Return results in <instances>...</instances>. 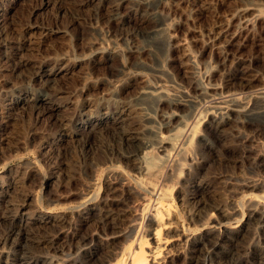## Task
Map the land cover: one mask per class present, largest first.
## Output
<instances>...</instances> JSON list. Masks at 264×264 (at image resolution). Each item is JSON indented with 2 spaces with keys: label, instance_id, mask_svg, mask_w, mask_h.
<instances>
[{
  "label": "bare ground",
  "instance_id": "bare-ground-1",
  "mask_svg": "<svg viewBox=\"0 0 264 264\" xmlns=\"http://www.w3.org/2000/svg\"><path fill=\"white\" fill-rule=\"evenodd\" d=\"M160 1L42 0V9L56 4L58 16L72 14L70 22L73 26L85 23L92 31L102 32L98 26L100 20L92 15L95 12L101 15L103 22L112 26L113 32L104 33L96 40L91 39L88 50L76 60L80 63L87 59L90 64L104 63L108 66L103 77L97 80L102 99L93 105L92 102L86 104L90 112L85 116L82 127L96 137L111 127L115 139L109 143L100 142L99 147L105 149L107 158L95 167L107 172V180L99 199L100 195L96 194L98 191L91 190V183L74 184L69 192L54 193L56 196L49 191L51 196L53 194L52 202L73 197L79 200L70 206L73 208L68 214L56 215L49 203L45 209H36L33 196L28 195L19 206L18 214L11 215V200H7V197L13 196L6 190L4 199H1L6 204V211L0 214V264H207L209 259L211 264H264V154L253 140L254 137L264 139L263 125L254 123L256 118L264 119V81L257 75L259 70L264 72V60L259 54L241 59V55L238 57L236 53L225 51L235 36L248 32L252 18L258 16L256 13L261 12V9L255 4L240 9L237 30L231 34L225 30H212L207 48L217 38L226 40L224 52L218 54L221 59L216 71L222 76L211 74L202 77L205 86L201 89L196 81L193 82V64L196 61L185 39L173 36L165 22L150 24ZM68 2L74 3L75 8ZM5 11L0 4V22L6 16ZM86 11L91 14L89 20L85 17L83 20ZM134 18L138 22L133 23ZM67 28L34 27L42 31L45 38L55 33L66 34ZM158 34H167L180 53L177 56L181 58L183 73L190 78L187 88L180 87V90L165 80L164 68L154 69L157 73L154 79L142 72V65L139 64L141 59L157 52L149 39ZM112 36L134 41L125 51L117 43L111 44ZM4 42L6 39L1 31L0 49ZM21 59L20 56L18 69L27 66ZM112 60L117 61L114 67L108 65ZM227 62L232 64L233 72L224 77ZM46 67L47 64L30 71L34 80L46 81L47 90H50L52 82L64 77L67 70L61 65L50 69ZM19 70L25 74V69ZM140 80H145L148 85L137 86ZM125 82L132 89L121 94L119 89ZM55 98L37 95L19 97L18 100L19 104H25L33 99L36 108L42 106V110L52 111L62 106L59 99ZM147 98H155L161 106L167 105V112H163L164 109H152V105L145 102ZM112 102L113 107H110L109 103ZM61 126H64V122ZM241 129L252 136L242 138L237 135L236 132ZM211 131L216 134L215 143L222 149V155L209 143L207 136ZM149 133L152 138L147 136ZM194 142L196 145L198 143L204 155L197 157L189 154L188 161L196 164V177L201 182L185 200V203L190 204L191 216L186 218L185 215L179 219L180 213L179 216L174 214L176 206L170 203L169 195L177 185L176 172L180 170L181 175L187 166V159L180 158V152H191ZM220 156L234 165H238L241 159H249L262 172L260 179H247L240 184V190L246 188L251 192H238L234 197L231 196L229 202H225L214 191L215 186L225 183L223 177L207 182L204 179L205 163L218 160ZM182 159L184 164L179 162ZM176 164L179 168L184 167L175 169ZM65 171L64 181L71 182L73 177L70 176L69 168L65 167ZM34 172L31 171L30 180L38 186ZM46 180L41 185H47L50 189L51 183ZM19 181V175H10L7 186L18 188ZM157 195L159 200L155 207L153 205L152 213V199ZM112 202L118 207L111 208ZM148 215L150 228L155 225V221L156 225L158 223L154 237L148 225L145 229L141 227ZM203 219L206 221L200 224L201 227L212 228L199 237L190 238L194 231L191 226L199 227ZM137 226L146 233L140 238L133 236ZM258 233L260 237L256 235ZM162 234L165 236L161 237ZM149 236L154 240L152 248L148 246Z\"/></svg>",
  "mask_w": 264,
  "mask_h": 264
},
{
  "label": "rangeland",
  "instance_id": "rangeland-1",
  "mask_svg": "<svg viewBox=\"0 0 264 264\" xmlns=\"http://www.w3.org/2000/svg\"><path fill=\"white\" fill-rule=\"evenodd\" d=\"M0 4L6 9V16L0 22V32H3L6 39L0 49V214L3 215L6 211V204L1 200L6 190L13 196L11 198L7 197V200L8 198L11 200V203H9L11 204V215L18 214L19 206L28 195L33 196L36 209H45L49 203V206L54 208L56 215H60V213L68 214L70 209L73 208H70V206L79 200L73 197L68 200L52 202L54 193L69 192L74 184L87 185L91 183V190L94 189L99 192H96V194L100 195L99 199L106 188L107 172L105 170L100 171L95 165L107 158V154L104 152L105 149L99 147L100 142H112L115 139L114 131L109 127L101 133L103 135L99 134V137H96L94 133L82 127V122L90 112V109L86 108V104L92 102L93 105L102 99L101 87H99L97 80L103 77L102 74L105 73L108 66L104 63L90 64L87 59L80 63L77 60L85 53L86 49L88 50L91 39L96 40L104 33L113 32V28L105 21L103 22L101 15L99 13L97 15L96 12V14L93 13L92 15L100 20L98 26L102 32L92 31L85 23L73 26L70 22L72 14L58 16L55 3L51 8L42 9V0H0ZM68 4L73 6L74 3L68 2ZM249 4L258 5L261 12L256 13L258 16L252 18L248 32L235 36L233 42L226 47L225 51L236 53L238 57L241 55V59H248L252 54H259L264 60V0H161L155 15L150 19V24L162 22L164 24L165 22L173 36H180L185 39L188 50L196 61L193 64L195 68V70L193 69L195 73L193 82L196 81L200 88H204L202 77L220 74L216 72L217 67H220L219 61L221 59L218 54L224 52L223 47L226 43L224 38H217L215 43H212L207 48V43H210L209 35L213 29L218 32L225 30L229 34L237 30L238 11L244 6H249ZM84 17L89 20L91 17L90 12L86 11L85 15H83V20H85ZM132 22L135 23L138 20L134 18ZM36 25L56 29L61 28V30L68 28L66 34L55 33L45 38L41 34L42 31L34 29ZM25 33L29 34L25 36ZM41 36L42 38L40 39ZM152 37L149 42L157 52L148 56V58L143 57L144 59H141L142 62L139 64L142 65H140L142 72L149 74L154 79L156 78L154 75H157L154 69L164 68L163 78L165 80L169 81L171 85L174 84V86L179 87L180 90V87L187 88L190 78L183 73L181 58L179 59L180 53L176 50L173 40L167 34H158ZM230 37L229 35L228 38ZM111 38V44L117 43L125 51H128L131 46V41H134V39L120 40L113 36ZM177 54L179 55L177 56ZM20 56L24 64L27 65L24 66L26 68L20 67L25 69V74H22L19 70L20 68H17ZM69 58L70 60H68ZM72 58L75 59L72 61ZM46 64L47 69L61 65L67 70L63 75L64 77L52 82L50 90H47L46 81L34 80L30 71L32 68ZM116 64V60H112L110 64L108 63L112 67ZM232 70V64L227 62L223 71L224 77L231 74ZM220 75L222 76V74ZM257 75L261 81H264L263 71L259 70ZM144 81H138L137 86H147L148 84ZM216 81H219L218 78H216ZM127 84L125 82L121 86L122 89H119L121 94L132 89ZM37 95H45L48 98L56 97L55 99H59L58 102L62 103V106L55 107L52 111H47L43 108L46 110L44 111L42 106L38 107L39 109L35 107L33 99L27 101V103L25 102V104H19V97H36ZM147 100L145 102L149 105L151 104L152 109H164L163 112H167V105L161 106L155 98H147ZM109 104L111 105L110 107H113V102ZM201 104L204 105L202 101ZM22 105L23 107H21ZM254 121V123L262 124L264 128V119L256 118ZM62 122H64V126H61ZM247 132L245 129H241L236 134L242 138L251 137L252 134L249 135V132ZM148 135L152 138L150 133ZM207 138L214 150L219 155H222V149L217 147L215 143L216 134L211 131ZM253 140L258 149L264 154V139L254 137ZM236 147L239 148L240 146ZM192 150V153H187V150L180 152L179 157L184 158V160L187 159V166L181 175H179L181 173L180 170L176 172L177 185L171 191V195H169L170 203L172 202L176 206V213L174 214L179 216L180 213L179 219L183 216L185 217V215L186 218L191 216L190 204L188 202L185 203V200L201 182V179L196 177V164H191L188 160L190 155L202 157L204 154L198 143L196 145V142H194ZM184 160L179 161L182 162L180 164H184ZM241 160L238 165H234L223 156H220L218 160L205 163L206 174L204 179L207 182H214L216 178L223 177L225 185H214V191L225 202H229L232 199L231 196L237 195L238 192H251L246 188L239 189L240 184L244 180L260 179L263 175L259 169L254 167L251 160ZM180 164L179 166H181ZM65 167L69 168L72 173V175L70 173V176L73 177L71 182L69 180L64 181ZM177 167L178 165L176 164L175 169H181L184 166ZM32 170L35 171L36 184L39 182L38 186L30 180ZM10 175H19L20 183L17 186L18 188L11 189L7 186ZM54 177L57 179L54 180ZM45 180L51 183L50 189L47 185H41L42 181L45 182ZM49 191L53 192L52 196ZM11 194L9 195L11 196ZM54 196L56 195L54 194ZM158 200V195L152 199L154 201L152 203V213ZM117 207L115 202L111 203V208L115 209ZM214 216L218 219L217 213ZM148 217L150 218L148 215L144 225H141V227L145 229L148 225V230L153 232L154 237V230L158 227V223L156 225L155 221V225L153 224L150 228ZM205 218L207 219L206 216ZM204 221L206 220L203 219V222L199 223V225H203ZM201 225L199 227L191 226L194 231L190 238L199 237L212 228L211 226L201 227ZM144 229L141 230L140 226H137L134 231V238H140L143 234H146L143 233ZM256 235L258 237L261 236L260 233ZM164 236L162 234L161 237ZM148 239L150 240L148 246L152 248L154 240H152V236H149ZM147 251H149L148 248ZM211 263L210 259L207 260V264Z\"/></svg>",
  "mask_w": 264,
  "mask_h": 264
}]
</instances>
